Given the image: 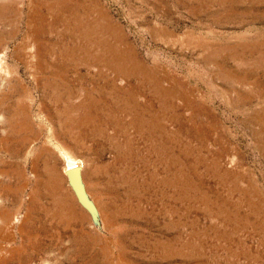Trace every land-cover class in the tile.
I'll return each mask as SVG.
<instances>
[{"label":"rangeland","instance_id":"1","mask_svg":"<svg viewBox=\"0 0 264 264\" xmlns=\"http://www.w3.org/2000/svg\"><path fill=\"white\" fill-rule=\"evenodd\" d=\"M0 264H264V0H0Z\"/></svg>","mask_w":264,"mask_h":264},{"label":"water","instance_id":"2","mask_svg":"<svg viewBox=\"0 0 264 264\" xmlns=\"http://www.w3.org/2000/svg\"><path fill=\"white\" fill-rule=\"evenodd\" d=\"M66 175L79 201L86 203L84 188L81 183V168L79 166H72L66 170Z\"/></svg>","mask_w":264,"mask_h":264},{"label":"bare ground","instance_id":"3","mask_svg":"<svg viewBox=\"0 0 264 264\" xmlns=\"http://www.w3.org/2000/svg\"><path fill=\"white\" fill-rule=\"evenodd\" d=\"M167 36V35H166ZM106 47V46H105ZM25 48V47H24ZM109 49V48H108ZM105 50V49H104ZM31 59V58H30ZM49 121V120H48ZM53 136V135H52ZM69 161V160H68ZM68 164H69V162H68ZM71 166V165H70ZM51 176V175H50ZM54 180V179H53ZM55 184V183H54Z\"/></svg>","mask_w":264,"mask_h":264}]
</instances>
